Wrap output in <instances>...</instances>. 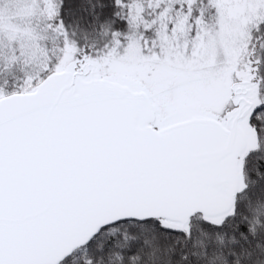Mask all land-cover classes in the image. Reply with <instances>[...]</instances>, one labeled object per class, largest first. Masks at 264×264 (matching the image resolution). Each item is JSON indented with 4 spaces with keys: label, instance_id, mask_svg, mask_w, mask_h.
Instances as JSON below:
<instances>
[{
    "label": "snow or ice",
    "instance_id": "6c2138e0",
    "mask_svg": "<svg viewBox=\"0 0 264 264\" xmlns=\"http://www.w3.org/2000/svg\"><path fill=\"white\" fill-rule=\"evenodd\" d=\"M0 264H264V0H0Z\"/></svg>",
    "mask_w": 264,
    "mask_h": 264
}]
</instances>
